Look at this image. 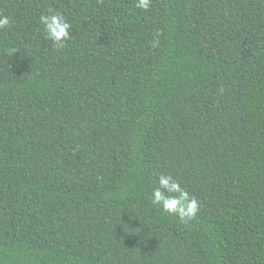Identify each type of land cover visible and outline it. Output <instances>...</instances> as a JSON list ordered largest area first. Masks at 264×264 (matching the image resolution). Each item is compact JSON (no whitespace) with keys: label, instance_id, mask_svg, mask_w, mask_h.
I'll return each mask as SVG.
<instances>
[{"label":"trees","instance_id":"1","mask_svg":"<svg viewBox=\"0 0 264 264\" xmlns=\"http://www.w3.org/2000/svg\"><path fill=\"white\" fill-rule=\"evenodd\" d=\"M49 7L72 24L63 49ZM0 12V264H264V0ZM159 174L195 220L151 204Z\"/></svg>","mask_w":264,"mask_h":264},{"label":"clouds","instance_id":"2","mask_svg":"<svg viewBox=\"0 0 264 264\" xmlns=\"http://www.w3.org/2000/svg\"><path fill=\"white\" fill-rule=\"evenodd\" d=\"M152 0H135V7L147 11L151 7ZM40 24L46 39L50 40L58 49L66 47L71 40L72 24L59 10L49 7L46 13L39 17ZM11 24L8 16L0 12V31L7 29ZM159 32L152 41V47H159ZM20 49L13 46L4 50V56L13 57ZM151 204L162 209L164 213L179 219L181 223L187 224L197 218L201 204L198 199L191 195L181 183L171 175H158V186L151 190ZM130 229V228H129Z\"/></svg>","mask_w":264,"mask_h":264}]
</instances>
